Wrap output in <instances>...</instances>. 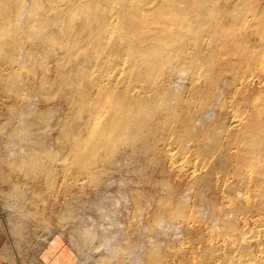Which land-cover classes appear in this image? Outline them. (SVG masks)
<instances>
[{
    "label": "bare ground",
    "instance_id": "6f19581e",
    "mask_svg": "<svg viewBox=\"0 0 264 264\" xmlns=\"http://www.w3.org/2000/svg\"><path fill=\"white\" fill-rule=\"evenodd\" d=\"M220 1L0 0V61L7 68L20 69H11L9 88L19 97L24 92L21 70H35V52H30L25 40L38 42L36 47L42 48L46 57L57 54L56 74L66 90L60 88L48 98L65 96L72 106L62 130L67 131L66 154L74 157L80 169L114 165L113 155L120 147L137 151L140 145L138 150L155 152L157 146L150 139L159 130L167 131L171 121L179 125L169 130L178 151L191 150L205 157L218 151L228 160L216 132L208 131V142L198 132L213 119L215 107L241 73L264 77V0ZM190 73L194 75L190 93L207 102L195 112L190 106L177 108L187 104L181 92ZM226 73L231 79L223 82L225 89L213 93ZM177 75L185 79L180 80L183 86L173 80ZM41 83L45 87L47 81ZM244 93L242 104L251 107L252 114L238 124L233 144L239 145L236 158L242 166L255 168L259 163L251 157H264V79L249 83ZM36 111L33 108L30 113ZM30 113L23 105L18 113V125L27 135L46 120L43 113L38 114L37 122L31 120ZM158 116L162 121L153 126ZM74 122L77 128L70 137L68 129ZM44 147L38 139L35 149H19L22 170L26 166L45 170L36 156L45 153ZM228 163L214 166L224 169ZM256 173L257 183L264 189V169L256 168ZM53 174H48L50 183ZM90 175L97 177L93 172ZM4 214L13 215L14 209L9 205ZM179 215V211L172 213L173 218ZM85 235L89 245L97 240L94 232ZM51 239L52 235L43 244L50 245ZM83 244L74 243L78 250ZM106 260L100 255L97 264H106ZM152 261L156 264L154 257ZM84 262L81 259L80 264Z\"/></svg>",
    "mask_w": 264,
    "mask_h": 264
},
{
    "label": "rangeland",
    "instance_id": "374dc122",
    "mask_svg": "<svg viewBox=\"0 0 264 264\" xmlns=\"http://www.w3.org/2000/svg\"><path fill=\"white\" fill-rule=\"evenodd\" d=\"M24 43L35 52L37 62L34 72L21 70L24 92L19 97L9 88L11 69L16 72L19 67L7 68L0 61V207L8 203L14 209L9 222L26 243L37 248L32 240L62 236L75 252L77 264L81 259L84 264H97L100 255L107 258L106 264H154L152 257L156 264H264V189L257 183L256 173V168L264 169V157L254 155L251 159L259 164L243 167L236 158L239 145L233 144L238 124L252 114V108L242 104L244 92L249 83L263 80L262 74L241 73L215 107L213 119L199 128L205 142L210 139L209 130L217 133L228 160L218 151L213 157L178 151L169 130L179 125L171 121L167 131L159 130L150 139L157 146L155 152L138 150L140 145L137 151L120 147L113 155L114 165L84 170L66 154L67 131L62 128L72 106L65 96L48 98L60 88L66 90L56 74L57 54L46 57L36 47L38 42ZM191 77L192 73L185 77L186 89L181 92L187 104L174 102V106L179 110L190 106L195 112L207 102L190 93ZM230 79V74H222L213 93L225 89L222 84ZM42 80L47 81L45 87ZM173 80L184 85L185 79L178 75ZM22 105L29 113L36 108L35 114H29L31 120L37 122L39 113L46 115L30 135L18 125ZM158 121L161 116L152 125ZM76 128V122L71 124L70 137ZM38 139L44 143L45 153L36 156L45 170L33 171L27 166L22 170L19 149H35ZM221 161L229 163L224 169L216 168L214 164ZM92 172L97 177L92 178ZM176 211L180 215L173 218ZM3 221V228L11 233L8 222ZM84 231L97 234L95 244L89 245ZM73 241H82V250Z\"/></svg>",
    "mask_w": 264,
    "mask_h": 264
},
{
    "label": "crops",
    "instance_id": "0c3cea01",
    "mask_svg": "<svg viewBox=\"0 0 264 264\" xmlns=\"http://www.w3.org/2000/svg\"><path fill=\"white\" fill-rule=\"evenodd\" d=\"M8 206L6 203L0 207V264H77L75 252L62 236L54 235L50 245H44L43 241L35 242L30 237L34 245H39L37 248L26 243L24 236L12 229L9 222L12 215L4 214ZM2 218L8 222L14 242L11 233L5 230L6 226L3 228Z\"/></svg>",
    "mask_w": 264,
    "mask_h": 264
}]
</instances>
